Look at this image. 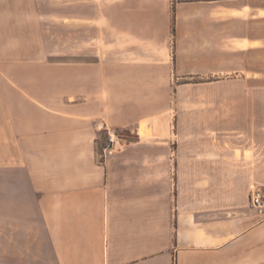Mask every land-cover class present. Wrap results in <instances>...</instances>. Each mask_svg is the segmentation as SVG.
<instances>
[{
	"label": "crops",
	"instance_id": "obj_1",
	"mask_svg": "<svg viewBox=\"0 0 264 264\" xmlns=\"http://www.w3.org/2000/svg\"><path fill=\"white\" fill-rule=\"evenodd\" d=\"M29 15L0 11L5 26ZM60 17L73 61L11 83L0 264H264L251 206L264 193V7L75 0L73 24ZM28 31L6 47L37 48ZM98 123L131 138L104 153Z\"/></svg>",
	"mask_w": 264,
	"mask_h": 264
},
{
	"label": "rangeland",
	"instance_id": "obj_2",
	"mask_svg": "<svg viewBox=\"0 0 264 264\" xmlns=\"http://www.w3.org/2000/svg\"><path fill=\"white\" fill-rule=\"evenodd\" d=\"M179 1H190V0H179ZM253 4L257 3L259 7H264V0H252ZM74 6L75 0H67L66 7L60 4L59 0H11V1H0V11L14 10L16 14L21 15L23 13H31L27 18L15 17L13 20H20V22L27 20L30 22L25 25L17 26L9 25L5 26L2 24L0 19V168L7 164L5 157L14 152L15 146L12 145V132L10 117L8 109L11 105L12 95V84L19 83V76L26 75L28 73H44L50 72V69L44 67H38L34 64H43L47 62L59 63L64 61H73V58H62L59 55V37L64 36L62 32H59L60 10L67 16L68 25L74 22ZM24 16V15H23ZM18 28V29H17ZM28 29L31 40H36L37 48L30 47H17L8 48V44L22 45L21 43L20 29ZM34 29V31H33ZM33 31V32H31ZM68 40L74 39V32L67 31ZM45 41V42H43ZM43 43L45 47H43ZM70 47V46H68ZM52 54V55H49ZM39 62V63H38ZM57 72V70H52ZM27 82V81H26ZM28 85L35 83L33 79L27 82ZM15 102L19 101V97H14ZM118 135L123 140V146L125 144L124 139L131 138L128 133L117 131ZM106 136L104 137V142ZM122 146V147H123Z\"/></svg>",
	"mask_w": 264,
	"mask_h": 264
},
{
	"label": "built area",
	"instance_id": "obj_3",
	"mask_svg": "<svg viewBox=\"0 0 264 264\" xmlns=\"http://www.w3.org/2000/svg\"><path fill=\"white\" fill-rule=\"evenodd\" d=\"M97 128L105 132L106 140L104 142V153L120 150L123 146V140L116 130L108 127L106 124L98 123ZM251 206L257 212L264 216V193L259 189H254L251 195Z\"/></svg>",
	"mask_w": 264,
	"mask_h": 264
},
{
	"label": "trees",
	"instance_id": "obj_4",
	"mask_svg": "<svg viewBox=\"0 0 264 264\" xmlns=\"http://www.w3.org/2000/svg\"><path fill=\"white\" fill-rule=\"evenodd\" d=\"M190 1H195V0H190ZM172 25H173V33H174L175 32V28H174V25H175V7H173Z\"/></svg>",
	"mask_w": 264,
	"mask_h": 264
}]
</instances>
